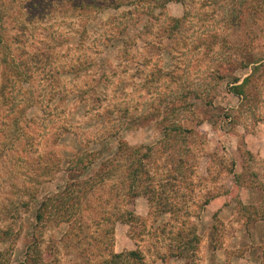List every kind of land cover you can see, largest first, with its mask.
<instances>
[{"label": "rangeland", "instance_id": "1", "mask_svg": "<svg viewBox=\"0 0 264 264\" xmlns=\"http://www.w3.org/2000/svg\"><path fill=\"white\" fill-rule=\"evenodd\" d=\"M120 1L0 0V63L21 71L26 59L22 73L32 72L0 98V264L22 261L33 232L41 264H93L135 248L145 264H264V72L248 100L230 86L261 53L264 16L235 17L249 0ZM38 51L49 53L43 71L29 59ZM116 133L152 147L149 181L172 209L141 193L126 204L137 218L111 226L97 212L109 180L80 205L83 228H35L30 193L61 184L38 164L51 154L67 160L75 140L87 154L105 146L110 155ZM191 228L196 247L170 255Z\"/></svg>", "mask_w": 264, "mask_h": 264}, {"label": "trees", "instance_id": "2", "mask_svg": "<svg viewBox=\"0 0 264 264\" xmlns=\"http://www.w3.org/2000/svg\"><path fill=\"white\" fill-rule=\"evenodd\" d=\"M124 3L125 2H121L120 0H109L106 5L120 8ZM164 3L165 0L159 5L164 6ZM242 5L239 10L236 11L235 17L237 19H240L243 14H252L255 19L262 17V15L264 16V4L260 5L259 2L254 5L249 0ZM178 20L179 18H173V21L176 23H178ZM30 55L29 59H31V61L35 60V63H41L37 69L43 71L46 68L45 64L50 60L49 53L47 51H38ZM2 61L0 65H2L4 69H1L0 72V98L6 101L7 98L5 93L11 83V79H15V77L20 74H24V77H30L32 72L25 73V70L29 68V62L26 59H23L21 62L23 65L21 71L19 69L14 70L15 68L13 69V67H11L12 65L8 60L3 59ZM246 63H242L241 65L242 67H247L252 64L250 74L245 76L241 82H239L238 78H233V84L230 85L231 89L242 97L243 100L244 98L248 100L255 94L248 86L253 83L254 78H259L260 75H258V72L260 70L264 72V45L260 55L256 58L253 57ZM23 71L25 72L22 73ZM55 81H57V78L52 75L51 82ZM131 120L132 119L128 122H133ZM127 125L129 126V123ZM182 131H184V128L181 126L175 127L172 131H167L165 128V130H163V138L172 139L174 134H178ZM113 137H115L116 145L115 150L112 154L110 153V155L104 153L106 150L105 146H101L99 149H96V151L87 154L88 149L84 146H78L75 140L76 148L74 153L71 154L72 156L68 157L67 160L66 158L61 159L60 155L55 156L51 154L50 157L49 155L46 156L47 159L44 158L45 164H38L39 171L41 170L43 173L50 175V178L57 177L61 184L58 183L52 192L41 195L40 198L38 197L39 192L34 191L30 193V199L31 201H35L36 205L33 211L35 228L42 223L48 222H54L56 226L67 224L73 229L75 226H77V228H83L85 221L79 210L80 205L82 204L83 208L88 206L90 201L86 199L88 196L87 194L92 190L95 191L96 188H101L105 182L109 180H113L111 184L112 190L108 192L104 200L101 199L102 196L99 195L97 205L99 209H97V212L99 213L98 220H106V222L111 223V226H113L116 221L131 223L137 218L133 211L127 208L126 204L130 199L141 193L149 192L147 195L149 201H152L156 197L160 199L157 206L158 210L159 208H161L160 210L162 211H169L172 209V206H165L166 202H161L163 197L161 192L149 181L146 160L148 161V158L152 155V147L142 144L135 146L129 145L118 133L113 134ZM176 156V152L170 153L171 160L177 159ZM62 161L68 163L64 169H62ZM175 165L173 166L174 170L177 169ZM59 173L62 174L58 176ZM83 175L85 176L83 177ZM50 178L42 181L49 182ZM42 181L38 180V182ZM62 181H64V183H62ZM153 195L155 197H153ZM119 199H121L120 202ZM104 205H109L110 208H103ZM39 235L33 232L24 259L15 264H41L40 257L37 255V250L34 248L37 244ZM180 236L182 237L181 243L179 242V245L176 246L174 250H171L169 254L184 258L187 255V251H191L192 248L194 249L196 247L199 237L195 234L193 228L190 230L188 229L184 235L180 234ZM93 264H145V260L141 251L135 248L120 252L110 250L108 252V257L97 261L95 260Z\"/></svg>", "mask_w": 264, "mask_h": 264}]
</instances>
